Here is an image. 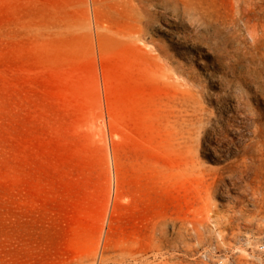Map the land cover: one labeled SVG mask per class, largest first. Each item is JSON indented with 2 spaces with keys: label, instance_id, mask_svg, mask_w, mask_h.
Wrapping results in <instances>:
<instances>
[{
  "label": "rangeland",
  "instance_id": "1",
  "mask_svg": "<svg viewBox=\"0 0 264 264\" xmlns=\"http://www.w3.org/2000/svg\"><path fill=\"white\" fill-rule=\"evenodd\" d=\"M258 243L264 0H0V264H264Z\"/></svg>",
  "mask_w": 264,
  "mask_h": 264
},
{
  "label": "bare ground",
  "instance_id": "2",
  "mask_svg": "<svg viewBox=\"0 0 264 264\" xmlns=\"http://www.w3.org/2000/svg\"><path fill=\"white\" fill-rule=\"evenodd\" d=\"M102 68V66H100V69ZM103 70V69H102ZM104 71V70H103ZM100 72V71H99ZM104 73V72H103ZM103 76V75H102ZM105 76V75H104ZM103 76V77H104ZM97 79H98V77H97ZM97 79L95 80V81H97ZM100 79V78H99ZM101 79H103V78H101ZM104 80V79H103ZM94 81V82H95ZM100 82H101V80H99ZM105 82V81H104ZM104 84V83H103ZM106 84V83H105ZM95 85H96V83H95ZM99 85H101V84H99ZM104 86V85H103ZM103 86H101L102 88H103ZM96 88V87H95ZM106 87H104V89L101 91V93L103 92V91H105L106 89H105ZM96 91H98V90H96ZM99 92V91H98ZM100 93V92H99ZM104 93H106L107 94V92H104ZM96 94H98V93H96ZM101 95L99 94V97H100ZM98 98V97H97ZM102 98H103V96H102ZM96 99V98H95ZM107 96L105 95V99H103V100H106L107 101ZM97 101V100H96ZM95 102V101H94ZM100 102H101V100H100ZM98 103V102H97ZM97 103H95L96 104V106L95 105H93L94 107H97L98 105H97ZM104 103V102H103ZM105 104V103H104ZM107 104V103H106ZM92 106V108L91 109H94V107ZM99 107V106H98ZM101 107H103V106H101ZM101 107H100V109H101ZM91 109H89L90 111H91V113L93 112V110H91ZM96 110H98V109H96ZM103 111H105L104 109H102ZM95 111V110H94ZM96 112L97 111H95V114H96ZM99 112V111H98ZM94 113V112H93ZM92 113V114H93ZM100 113H102V112H100ZM89 115V114H88ZM94 115V114H93ZM89 117H91V116H89ZM99 118H100V116H98ZM99 118H98V120H99ZM96 119V118H95ZM101 119V118H100ZM109 119V118H108ZM87 119H85V121H86ZM94 120V119H93ZM97 120V121H98ZM102 120V119H101ZM96 121V122H97ZM90 122V121H89ZM94 122H95V120H94ZM96 122H95V125H97L96 124ZM103 122V121H102ZM86 124H87V122H85ZM107 123V122H106ZM108 123H109V121H108ZM89 124V123H88ZM89 125H92V124H89ZM108 125V124H107ZM94 127H96V126H94ZM99 128V127H98ZM103 128V127H102ZM111 128V127H110ZM96 129V128H95ZM100 130V129H99ZM105 130H107V129H105ZM95 132H97V131H95ZM111 149V148H110ZM185 159V163H184V165H185V168H187V169H194L195 170V168H196V164H198V162H197V159L195 158V152H192V151H190V153H188V155L184 158ZM111 164H112V182L110 183V184H112V185H110L111 186V194H112V196H111V200H110V203H109V206H108V213L113 209V207L117 204V203H120L121 201H123V194H122V192L120 191L121 189H119V183H118V181H117V175H116V172H115V170H114V162H113V157H112V154H111ZM199 172H202L201 171V169L200 170H198ZM108 190H110V188L108 189ZM109 193H110V191H109ZM195 194L196 193H198V192H194ZM194 195V194H193ZM197 195V194H196ZM192 197V196H191ZM190 197V198H191ZM183 198V197H182ZM185 198V197H184ZM183 198V199H184ZM194 198V197H193ZM192 198V199H193ZM195 198L197 199V197L195 196ZM194 198V199H195ZM199 198H201V195L199 194L198 195V199ZM193 199V200H194ZM194 200L195 202H194V204L195 203H197V201L198 200ZM186 202V201H185ZM188 203L190 202L191 203V201L189 200V201H187ZM184 203V202H183ZM186 204V203H185ZM185 204H184V207L186 208V207H188V206H185ZM187 205H189L190 207H192L193 208V201H192V205L191 204H187ZM189 208V207H188ZM188 208H186V210L188 209ZM191 208V209H192ZM190 209V208H189ZM189 209L187 210V214L186 213H184L182 210V212L184 213L183 215L184 216H181V218H185L187 221H189L190 223H196V222H201L203 219H205L206 218V216L203 218V217H199L198 215H199V212L197 213V212H195V211H193V209H192V211L190 210L189 211ZM201 214V213H200ZM196 233V235H198V236H202V233H200V231H196L195 232ZM140 247H139V245H138V247H137V249H136V251L137 252H139L140 251V249H139Z\"/></svg>",
  "mask_w": 264,
  "mask_h": 264
},
{
  "label": "built area",
  "instance_id": "3",
  "mask_svg": "<svg viewBox=\"0 0 264 264\" xmlns=\"http://www.w3.org/2000/svg\"><path fill=\"white\" fill-rule=\"evenodd\" d=\"M257 250L264 253V243H258Z\"/></svg>",
  "mask_w": 264,
  "mask_h": 264
}]
</instances>
